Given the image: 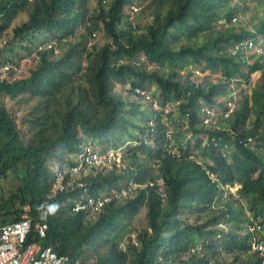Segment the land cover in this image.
Wrapping results in <instances>:
<instances>
[{"label": "trees", "instance_id": "1", "mask_svg": "<svg viewBox=\"0 0 264 264\" xmlns=\"http://www.w3.org/2000/svg\"><path fill=\"white\" fill-rule=\"evenodd\" d=\"M134 1L96 0L90 13L89 0H0V64L26 72L0 82V184L15 181L0 195V226L18 220L28 205L33 223H47L39 243L68 256L67 264H264V254L250 244L254 237L264 244V43L252 61L242 58L251 51L247 40L264 38V0L251 5V29L235 25L240 4L233 0H146L144 24L129 18ZM20 12L26 20L11 26ZM98 22L105 42L87 46ZM195 69L219 75L197 82ZM254 72L259 81L245 88ZM116 82L140 100L133 88L154 84L159 102L174 103L165 114L170 125L161 110L115 92ZM236 89L241 100L228 116L203 123L202 107H222ZM5 99L22 103L23 114L16 117ZM169 127L178 154L168 151ZM84 140L123 147L127 165L80 174L77 182L91 194L129 180L146 184L158 165L165 198L154 186L137 187L86 219L72 211L80 187L48 197L53 169L72 164ZM233 184L248 215L231 193L223 194ZM141 206L145 225L123 251L111 237ZM254 222L260 229H249Z\"/></svg>", "mask_w": 264, "mask_h": 264}, {"label": "built area", "instance_id": "2", "mask_svg": "<svg viewBox=\"0 0 264 264\" xmlns=\"http://www.w3.org/2000/svg\"><path fill=\"white\" fill-rule=\"evenodd\" d=\"M253 44L252 40H247L244 43L247 49H251ZM48 47H50V44H48ZM17 69L19 67H15L8 61L1 63L0 82L13 78V73ZM194 73L199 74V69H195ZM133 91L135 95L140 96L149 103L152 108L158 111L161 110L164 113L162 120L167 125H170L165 114L174 106V103L166 102L162 104L159 102V97L153 96V91L150 88L134 87ZM232 102L234 100H227L224 107L220 108L219 113L222 118L227 117L234 108L235 104H232ZM202 111L204 114L203 123H207L210 121V117L214 116L218 110L215 107L203 106ZM171 133L172 130L169 127L166 130L167 138L170 141L167 145L168 151L178 154V149L175 145L173 146ZM123 151V147L103 148L91 140L82 141L77 146L72 164H61L53 169V181L48 197L57 192L74 189L75 186L80 187L81 192L73 201L72 211H82L86 219L99 213L104 205L125 198L137 187L154 186L159 196L164 199L167 186L164 175L158 165L153 167V179L143 185H138L134 181L129 180L116 189L91 194L83 183L77 182V177L82 173L88 172L92 167L116 171L124 170L127 165L123 159ZM206 172L212 179H215L212 173ZM28 211L29 206L24 205L18 220L10 221L0 226V264H67L69 261L68 256L59 255L50 245L43 246L39 243V240L45 237L47 223L43 220L33 223ZM42 216L44 218L45 212ZM249 229H260V225L254 222V226L249 227ZM250 244L260 254H264V244L258 237L252 238ZM118 246L121 250H125L123 242L118 243Z\"/></svg>", "mask_w": 264, "mask_h": 264}, {"label": "rangeland", "instance_id": "3", "mask_svg": "<svg viewBox=\"0 0 264 264\" xmlns=\"http://www.w3.org/2000/svg\"><path fill=\"white\" fill-rule=\"evenodd\" d=\"M107 1V0H106ZM146 0H140V1H134L130 6H128L127 10H128V14H129V18L133 23H140V24H144L145 22L148 21V10H143L144 5L146 4ZM254 0H246L245 3L243 1L240 0H233V3H237L240 4L237 10V20L234 21L236 22L235 25H237L238 27H243L246 29H251L250 26V14L253 11V6L254 5ZM96 5V0H89L88 4H87V8L89 10L90 13L94 12V7ZM244 5H247L248 8L245 9ZM257 15H262L263 14V8L261 6H258ZM27 14L25 12H20L18 13L15 18L13 19L11 26H14L16 24H20L23 21L26 20ZM224 19H221L219 21V23H223ZM12 27H10L3 35L2 37V42L4 43L9 36L12 35ZM103 30H102V25L100 22H98V27L94 32V35L90 38V40L87 43V46L91 45V44H96V45H102L105 40H104V35H103ZM263 42L264 43V38L259 39V41L257 43L254 42L253 47L250 49L251 51H244L245 53L242 54V58L247 59L248 61H252L253 59V53L256 52H261L263 50L262 47H260L258 44ZM253 52V53H252ZM250 53H252V55H250ZM29 59L26 58L25 60H23L21 63L22 65L24 64V62L28 61ZM22 67V66H21ZM19 68L17 70L14 71L13 73V77H17V76H22L25 75L26 72H24V70L22 68ZM188 68V67H187ZM186 68H180L179 72H185ZM194 71V70H193ZM194 73V72H193ZM191 75V78H193L195 81L197 82H203L204 80H213L216 76H218V73H209V72H201V70H199V74L194 73ZM259 81V76H258V72H254L250 75L249 77V81L248 83H245V88H248L249 85H251L253 82H257ZM129 85L122 83V82H116L115 86H114V91L118 92L120 94H122L123 96H125L128 100H133V101H138L140 103V105L144 106L145 104L148 105V103L144 100H140L138 97L134 96L132 93H128L127 89H128ZM234 88H236V86H233ZM155 86L154 84H150V90L154 91ZM231 95V99L234 100V102H232V104H236V102H240L241 100V95L240 92L236 89L235 91L232 90V92L229 94ZM153 96L158 97V92H153ZM227 97V96H226ZM184 98V97H182ZM222 99H227V98H222ZM221 99V101H222ZM223 100V101H224ZM7 108H9L10 110L15 111V116L19 117L23 114V109H24V105L21 103L19 104L16 101H11L8 99H5ZM147 107L151 108V105H148ZM147 113H150V109L147 108ZM224 107V105L222 106ZM222 107H218L217 105L215 106V108H217V113L215 115L220 116V108ZM173 108V107H172ZM219 108V109H218ZM124 150V148H123ZM128 178V174H124V176L122 177L121 183H125V181ZM15 185V181L13 180V178L3 182L0 184V195H5L9 190H11L13 188V186ZM238 189V185L237 184H233L231 186H225L223 194H228L231 193L232 195V199L231 201H233L234 205L237 207H243L245 210V214L248 215L249 211H248V204L246 203L245 199L242 198L241 196H239L236 193V190ZM144 214H145V207L141 206L137 211L129 214L127 216V218L124 220V223L121 225L120 229L115 232L111 239L118 241V243L123 242L125 247H126V242H128V240H130L131 243L136 244V232L138 230H140L144 225H145V219H144ZM194 214L189 215V218H191L193 220L194 218ZM201 219H204L206 217L205 214H201L200 215ZM201 221V220H199ZM219 228H224V222L221 220L218 223ZM103 247L99 248V250L101 251ZM133 253V251H132ZM94 259V254H91L89 256V261H92ZM128 264H130L128 262Z\"/></svg>", "mask_w": 264, "mask_h": 264}]
</instances>
